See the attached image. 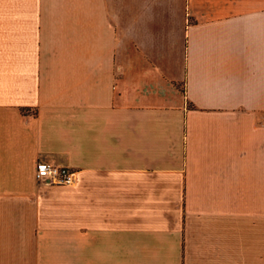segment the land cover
I'll list each match as a JSON object with an SVG mask.
<instances>
[{
    "label": "crops",
    "instance_id": "1",
    "mask_svg": "<svg viewBox=\"0 0 264 264\" xmlns=\"http://www.w3.org/2000/svg\"><path fill=\"white\" fill-rule=\"evenodd\" d=\"M0 264H264V0H0Z\"/></svg>",
    "mask_w": 264,
    "mask_h": 264
},
{
    "label": "built area",
    "instance_id": "2",
    "mask_svg": "<svg viewBox=\"0 0 264 264\" xmlns=\"http://www.w3.org/2000/svg\"><path fill=\"white\" fill-rule=\"evenodd\" d=\"M35 178L43 183L70 185L75 182L76 170L71 166L39 159L35 164Z\"/></svg>",
    "mask_w": 264,
    "mask_h": 264
}]
</instances>
